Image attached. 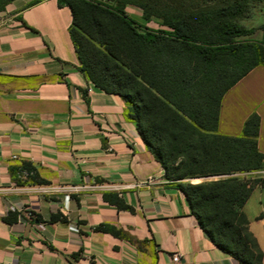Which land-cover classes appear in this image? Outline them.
I'll return each instance as SVG.
<instances>
[{
    "label": "crops",
    "instance_id": "crops-1",
    "mask_svg": "<svg viewBox=\"0 0 264 264\" xmlns=\"http://www.w3.org/2000/svg\"><path fill=\"white\" fill-rule=\"evenodd\" d=\"M0 17V264H238L165 180L125 102L79 71L70 9L12 0ZM253 113L264 158V65L224 93L217 134L240 136ZM262 181L242 210L264 264Z\"/></svg>",
    "mask_w": 264,
    "mask_h": 264
},
{
    "label": "trees",
    "instance_id": "trees-1",
    "mask_svg": "<svg viewBox=\"0 0 264 264\" xmlns=\"http://www.w3.org/2000/svg\"><path fill=\"white\" fill-rule=\"evenodd\" d=\"M11 1L4 0L2 10ZM57 2L72 14L69 33L79 71L125 102L139 137L205 235L238 264H262L242 209L263 181L235 175L263 167L256 140L259 116H248L240 136L217 134V122L224 93L264 65V0H209L168 16L165 29L158 30L127 15L123 4ZM256 30L260 41L243 40ZM210 177L215 179L182 182ZM114 203L129 209L117 199ZM57 219L62 218L50 220Z\"/></svg>",
    "mask_w": 264,
    "mask_h": 264
},
{
    "label": "rangeland",
    "instance_id": "rangeland-1",
    "mask_svg": "<svg viewBox=\"0 0 264 264\" xmlns=\"http://www.w3.org/2000/svg\"><path fill=\"white\" fill-rule=\"evenodd\" d=\"M3 1L4 0H0V13L3 11L2 10ZM93 1L106 3L108 5L123 4L124 12L127 15L135 19L138 23L143 24L146 27L153 30L165 29L162 23L163 20L168 16H173L174 18L178 13L183 12L186 9L192 7H200L204 4H211L209 3V0H93ZM81 14L84 15V12H82ZM146 17H148L147 20L144 19ZM261 38H262L261 31L256 30L252 35L248 37H244L243 40L260 41ZM212 179L215 178L210 177L204 179H185L182 180V182L183 183L191 182L195 184L203 180H212Z\"/></svg>",
    "mask_w": 264,
    "mask_h": 264
},
{
    "label": "built area",
    "instance_id": "built-area-1",
    "mask_svg": "<svg viewBox=\"0 0 264 264\" xmlns=\"http://www.w3.org/2000/svg\"><path fill=\"white\" fill-rule=\"evenodd\" d=\"M255 173H256V175H257V178H259V179H261V180L264 179V160H263V167H262L261 169L255 171ZM65 199H67V196H66ZM178 259H179V256H177V255H173V257H172V261H173V262H177Z\"/></svg>",
    "mask_w": 264,
    "mask_h": 264
}]
</instances>
